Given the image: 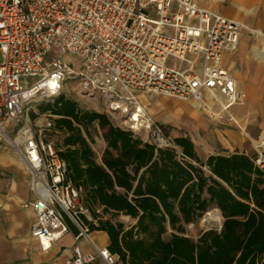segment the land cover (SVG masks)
<instances>
[{"label": "built area", "instance_id": "2783aa9c", "mask_svg": "<svg viewBox=\"0 0 264 264\" xmlns=\"http://www.w3.org/2000/svg\"><path fill=\"white\" fill-rule=\"evenodd\" d=\"M242 28L199 0H0V140L31 173L35 200L25 206L35 213L31 235L43 250L69 231V220L78 233L66 264L95 260L83 253L81 237L115 263L90 239L83 188L50 139L52 119L33 118L34 103L54 102L65 83L76 81L82 95L100 97L116 126L146 134L157 148L172 141L138 92L189 102L211 120L242 129L230 110L244 96L223 65L224 55L238 49ZM253 145V161L264 171V138ZM99 219L92 215L89 222Z\"/></svg>", "mask_w": 264, "mask_h": 264}, {"label": "trees", "instance_id": "16d2710c", "mask_svg": "<svg viewBox=\"0 0 264 264\" xmlns=\"http://www.w3.org/2000/svg\"><path fill=\"white\" fill-rule=\"evenodd\" d=\"M41 110L52 111L54 131L65 134L61 155L93 217L100 207L133 220L96 226L84 217L107 232L108 250L122 264H264V171L251 157L211 155L202 163L188 137L157 148L63 96ZM93 124L105 130L101 162L91 146ZM214 208L221 230L188 236L186 226Z\"/></svg>", "mask_w": 264, "mask_h": 264}, {"label": "crops", "instance_id": "0c3cea01", "mask_svg": "<svg viewBox=\"0 0 264 264\" xmlns=\"http://www.w3.org/2000/svg\"><path fill=\"white\" fill-rule=\"evenodd\" d=\"M199 5L243 25L238 49L223 58L244 96L243 103L230 110L242 129L211 120L191 103L167 95L138 92L139 99L156 121L168 127L169 132L163 129L170 139L188 137L192 141L202 163L211 155L239 153L253 159L257 153L253 141L264 138V25L254 26L250 20L257 14L264 18L260 11L263 0H199ZM30 180L31 173L16 151L0 140V264H66L74 256L78 229L68 220L69 231L48 250L42 249L31 235L35 213L25 206L35 200ZM90 217L88 214L85 219L90 221ZM89 237L99 249H108L106 231L90 228ZM78 243L84 254L95 256L90 264H108L88 238L81 237ZM114 264H122L117 256Z\"/></svg>", "mask_w": 264, "mask_h": 264}, {"label": "rangeland", "instance_id": "374dc122", "mask_svg": "<svg viewBox=\"0 0 264 264\" xmlns=\"http://www.w3.org/2000/svg\"><path fill=\"white\" fill-rule=\"evenodd\" d=\"M263 4H264V0H263ZM260 11L263 12V15H264V6L261 7ZM260 22H262L264 25V18L260 19L259 14L251 17L250 23L253 24L254 26ZM245 30H247V29H245ZM69 58L79 62L78 58H76L74 56H70ZM62 96L67 98V99H71V100L75 101L78 104V107L83 111L99 112V113L107 114L105 112V108H104L103 102L100 99V97L97 96L96 98H93V99L85 97L79 91V85L77 84L76 81L71 80V81H68L67 83L64 84L61 97ZM48 103H52V102L46 101V100H38L34 103L33 118L36 119V121L42 122L44 118H50L55 123L56 117L52 114V111H50V110L49 111H42L41 110L42 107H44ZM108 117L110 118V120L112 121V123L114 125L117 124L116 120L113 117H111V116H108ZM159 124L165 129V131L169 132V129L165 124H163V123L161 124L160 122H159ZM90 132L92 134V138H90L91 146L95 152V157H96L97 161L100 162V158H102V156H103L102 152H104L103 149H104V145H105V140H104L103 136H104L105 130L100 128L96 124H93L90 127ZM49 136H50V139L56 144L58 149L66 151V148L63 146V141H64V137H65V134L63 132L53 131L52 133H50ZM140 137L143 138L144 140L151 141V138L148 137L146 134H141ZM171 140H173V139L171 138ZM216 209L217 208L211 209L210 211L205 213L204 216L202 218H200L198 221H196L195 223H192L190 225H187L186 226V234L192 238H198L202 232L207 231L209 228H206L203 225V223H202L203 218L208 213L213 212ZM100 210L101 211L99 213H100V216L102 217L103 220L111 219L113 222L121 221V222H124L127 226H130L131 223L133 222V220L129 216H126V215L114 216V215H110L109 213H104L101 208H100ZM223 220L224 219L222 216L220 225L223 224ZM219 226H213L210 228L215 229V230H219L218 229Z\"/></svg>", "mask_w": 264, "mask_h": 264}, {"label": "bare ground", "instance_id": "6f19581e", "mask_svg": "<svg viewBox=\"0 0 264 264\" xmlns=\"http://www.w3.org/2000/svg\"><path fill=\"white\" fill-rule=\"evenodd\" d=\"M221 218L222 215L219 210H215L213 212L208 213L204 218H203V225L206 228H210L213 226H219L221 223Z\"/></svg>", "mask_w": 264, "mask_h": 264}, {"label": "water", "instance_id": "95a60500", "mask_svg": "<svg viewBox=\"0 0 264 264\" xmlns=\"http://www.w3.org/2000/svg\"><path fill=\"white\" fill-rule=\"evenodd\" d=\"M217 210H219V209H217ZM219 211H220V210H219ZM220 213H221V211H220ZM221 228H222V224L219 226V228H218V229H219V230H221ZM208 230H212V229H211V228H209ZM208 230H207V231H208Z\"/></svg>", "mask_w": 264, "mask_h": 264}]
</instances>
